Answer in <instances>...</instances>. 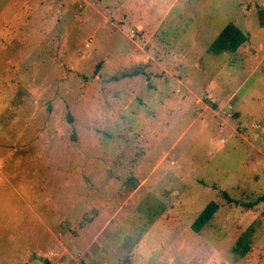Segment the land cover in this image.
Listing matches in <instances>:
<instances>
[{
	"label": "rangeland",
	"instance_id": "obj_1",
	"mask_svg": "<svg viewBox=\"0 0 264 264\" xmlns=\"http://www.w3.org/2000/svg\"><path fill=\"white\" fill-rule=\"evenodd\" d=\"M0 264H264V0H0Z\"/></svg>",
	"mask_w": 264,
	"mask_h": 264
},
{
	"label": "trees",
	"instance_id": "obj_2",
	"mask_svg": "<svg viewBox=\"0 0 264 264\" xmlns=\"http://www.w3.org/2000/svg\"><path fill=\"white\" fill-rule=\"evenodd\" d=\"M246 41L247 36L238 27L234 24H228L217 35L213 43L208 48V51L212 54L234 53ZM221 195L225 198L227 203H235L225 192H222ZM256 204L257 202L253 201L245 204V207L252 208ZM217 210L218 205L216 203H208L191 224V230L195 234H199L201 230L212 220ZM242 239L244 240L245 238ZM232 251L234 254L243 257L249 252V248L246 244L239 243Z\"/></svg>",
	"mask_w": 264,
	"mask_h": 264
}]
</instances>
